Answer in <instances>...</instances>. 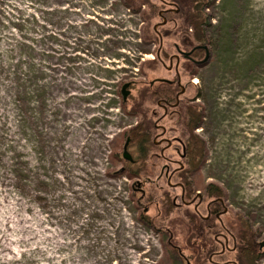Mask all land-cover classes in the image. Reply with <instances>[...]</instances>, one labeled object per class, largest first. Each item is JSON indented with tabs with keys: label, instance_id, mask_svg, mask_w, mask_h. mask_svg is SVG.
<instances>
[{
	"label": "rangeland",
	"instance_id": "obj_1",
	"mask_svg": "<svg viewBox=\"0 0 264 264\" xmlns=\"http://www.w3.org/2000/svg\"><path fill=\"white\" fill-rule=\"evenodd\" d=\"M129 1L130 9L125 0L0 7V264H239L237 252H213L221 250L217 233L239 237L245 221L256 235L253 264H264V0H177L159 34L170 0ZM193 3L209 7L204 43L190 27ZM197 45L209 58L203 51L182 62L186 93L177 114L160 122L171 144L136 141L129 163L130 130L162 114H149L157 108L152 82L176 78L163 65L176 46ZM126 82L134 85L124 103ZM196 107L205 161L191 187L205 196L202 216L208 202L225 198L223 226L175 208L180 189L159 179L164 166L182 162ZM147 180L139 205L133 188Z\"/></svg>",
	"mask_w": 264,
	"mask_h": 264
},
{
	"label": "flooded vegetation",
	"instance_id": "obj_2",
	"mask_svg": "<svg viewBox=\"0 0 264 264\" xmlns=\"http://www.w3.org/2000/svg\"><path fill=\"white\" fill-rule=\"evenodd\" d=\"M166 8H164L163 10H161L163 12V16H162V20L163 17H165L167 19L166 24H162V22L160 24H157V29L154 30L156 33H160V29L163 28L164 26L167 25L168 23V18L166 17V15L169 17L170 14H173L175 12L178 13L179 11V4L177 2V0H170L167 1ZM161 17V16H160ZM205 46L202 45H197L193 48H191L190 50L188 49H183L179 46H176V53H173L171 55V57L169 58V66L165 65V63H163V65L167 68V70L169 72L173 71L175 72L176 78L175 79H169V78H159L156 79L152 82L151 87L154 89L153 91V100L152 103H154L156 101V106L157 108H153V110H151V112L149 113L153 119L158 115L159 110L162 111V114L160 115V117L149 123V128L144 132V134H148V138L151 139L153 137V144L152 147L154 148H158V146L164 144L165 142L167 144H171L170 142H167V129L160 124V122L167 117L173 116L177 114V109L180 107L181 102H182V96L186 93L187 87L185 85H183L182 83V73H181V64L183 61H194L196 56L198 55V53L200 52H205L207 55V50L204 48ZM186 53H190V55L188 57H186ZM160 55H161V50L158 52L157 54V59H160ZM156 59V60H157ZM201 63V62H198ZM131 86L129 87L130 90L132 88V86L134 85L133 82H130ZM155 85H157L155 87ZM184 86L185 87V93L181 94L179 96V93L181 92V87ZM130 96V95H129ZM178 96H179V103L177 104L178 101ZM123 98V97H122ZM156 98V99H155ZM128 100V99H127ZM124 101V103L127 102ZM155 104V103H154ZM177 104V105H176ZM150 116V117H151ZM140 126H142V130H144L145 127V122L142 124H138L135 126V128L132 129V131L136 128H139ZM146 129V128H145ZM160 133H158V132ZM131 132V130H130ZM129 139V144H128V151H131V142H132V138L131 135H127L126 137V141ZM125 141V143H126ZM187 144V142H186ZM184 144L182 147V162L175 168H171L170 166H164L163 169L161 170V175L159 176V179L162 178H167V184L169 187H171L172 189L176 190V189H180V195L176 194V196H174V198L172 199V203L174 205L175 208H180L181 206H185L186 208H191L193 207L194 212L196 213L195 215L200 216L201 218L205 219V221H210V220H215V221H219L221 223V225L223 226V222L222 217L225 215L229 214V208L226 206V202H225V198L222 196H218L216 198H214L213 200H211L210 202L207 203L206 205V212L207 215L206 216H202L201 215V211L200 208L203 206L204 204V200H205V196L202 194L201 191H194L191 187V183H192V175L198 171L197 170H193L189 164H188V151H187V145ZM125 146V144H124ZM124 146H123V152H124ZM141 151V150H139ZM131 156H132V161H129V163L131 164H135L136 163V159L133 157L132 153L130 152ZM126 160V159H125ZM177 179V180H176ZM176 180V181H173ZM151 184L150 180H147L146 182H141L139 181L136 184V187H134L133 189L135 190L136 193H140L141 196L138 199V204L142 205L143 201L148 198L146 197V187L147 185ZM149 208H144V211L147 212ZM226 232H222V233H217V235H221L223 240H221L219 237L216 238V241L218 242L217 244H219L221 246V250L218 252V250H214L216 252L213 253H218L220 254V256L229 253H234L237 252L239 254H241V252H245V250L241 249V243H240V238L238 237V235H236L235 233L229 232L228 230L225 229ZM264 241V240H263ZM262 241V242H263ZM259 243V248L260 249H264V246H261V243ZM232 244V246H231ZM245 248V247H244ZM227 263H231V264H238L236 261H228ZM240 264V263H239Z\"/></svg>",
	"mask_w": 264,
	"mask_h": 264
},
{
	"label": "trees",
	"instance_id": "obj_3",
	"mask_svg": "<svg viewBox=\"0 0 264 264\" xmlns=\"http://www.w3.org/2000/svg\"><path fill=\"white\" fill-rule=\"evenodd\" d=\"M197 1L198 0H195V3ZM4 3L5 0H0V7H2ZM212 4L213 2L210 3L208 6ZM125 5L130 9L134 6V3L129 0H125ZM192 5L194 7H192L191 10H194L195 14L191 21L190 27L192 30L195 31L193 34L195 39L200 43H204L208 39L206 35V29L208 30V28L210 27V20H211L210 16L204 14V12L206 9H209V7L208 6L200 7L199 4L197 6V4L194 3ZM183 43L188 47L190 45L188 40L183 41ZM188 112H189L190 120L187 123L186 132L182 133V135L183 137L185 136L184 138L187 140L188 164L193 170H197L202 166V164L205 161V156L203 155V151H204L202 144L203 142H201L199 137L194 134L195 129L199 128L201 124V121L203 119V112L197 110V107L193 111L192 108H190ZM148 128H149V124H145L144 130H142V126L134 129L133 131L131 130L129 134L131 135L132 138L131 145L136 144V141L138 143V147L139 146L141 147L142 145H146L150 141V139L148 138V134H144L143 131L147 130ZM217 190L219 189H216L215 191ZM215 191H213L212 195H215L216 193ZM217 193L219 194V192ZM251 227L252 226L249 225V222L245 221V226L243 225V229L245 230L242 231L241 234L239 235L241 243H243L242 245H244L243 247L241 246V249L246 251V253L241 252V254L237 256V260L241 264H253V262L255 261L254 259L257 255L256 252L258 249L255 245V241H253V238L255 239L256 235H252ZM248 234H250V236L252 237H249Z\"/></svg>",
	"mask_w": 264,
	"mask_h": 264
},
{
	"label": "water",
	"instance_id": "obj_4",
	"mask_svg": "<svg viewBox=\"0 0 264 264\" xmlns=\"http://www.w3.org/2000/svg\"><path fill=\"white\" fill-rule=\"evenodd\" d=\"M160 16L161 17L163 16V12H160ZM166 22H167V19L165 17H163L162 24H166ZM155 29H157V26H155ZM204 48L207 50V55L205 57V60H207L209 58L208 48L206 46ZM189 55H190V53H186V57H188ZM130 86H131V83L130 82H126V83H124L122 85L121 94H122V97H123V101H126L128 99V97H129V95L131 94V90L129 88ZM185 90H186L185 87L182 86L181 87V92L179 93V96L181 94L185 93ZM179 96H178L177 104L179 103ZM128 144H129V139L125 143L123 157L126 160L132 161L133 158H132L130 152L128 151ZM261 246H264V241L261 243Z\"/></svg>",
	"mask_w": 264,
	"mask_h": 264
}]
</instances>
